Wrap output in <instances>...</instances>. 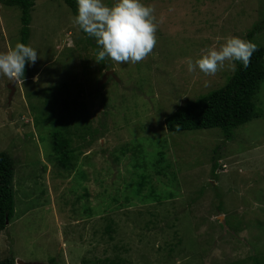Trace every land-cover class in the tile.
Returning a JSON list of instances; mask_svg holds the SVG:
<instances>
[{
    "label": "rangeland",
    "instance_id": "obj_1",
    "mask_svg": "<svg viewBox=\"0 0 264 264\" xmlns=\"http://www.w3.org/2000/svg\"><path fill=\"white\" fill-rule=\"evenodd\" d=\"M142 3L155 8L157 45L142 62L111 61L114 73L104 80L107 70L92 61L90 46L84 49L90 37L73 23L72 10L62 0H36L29 45L40 58L14 85L11 104L12 81L0 75V153L16 163L15 215L0 233V260L264 258V82L255 98L261 117L239 127L232 141L218 128L165 126L183 107L223 88L236 70L226 64L215 76L190 73L188 60L229 36L245 39L264 0ZM21 26V11L0 0V52L20 42ZM259 38L264 42V32ZM56 133L72 140L77 159L69 167L54 150ZM142 174L150 175L145 187Z\"/></svg>",
    "mask_w": 264,
    "mask_h": 264
},
{
    "label": "trees",
    "instance_id": "obj_2",
    "mask_svg": "<svg viewBox=\"0 0 264 264\" xmlns=\"http://www.w3.org/2000/svg\"><path fill=\"white\" fill-rule=\"evenodd\" d=\"M62 1L72 10L74 16L78 14L77 0ZM1 2L5 6L16 7L21 11L22 26L20 30V42L29 45L32 11L36 6V0H1ZM259 19L260 20L254 24L245 38V40L251 41L258 46V50L254 52L251 57L250 65L245 68L240 62H236V70L223 88L196 102L188 104L171 118L167 119L165 121V126L169 132L218 128L223 131L227 141H232L235 139V132L239 127L261 117V113L257 110L255 104V98L260 90L262 82H264V42L261 38L257 41L256 35H260L264 32V11H261V17ZM85 42L86 44L83 46L84 49L88 50L90 46L94 50L96 57L93 56L92 61L96 62L97 54L100 50L98 45L91 43L93 42L91 37L86 38ZM98 64L101 71H109L112 69V62L110 59L101 61ZM26 73L27 71L25 70V74ZM104 106L106 107L105 103ZM67 109L70 110L69 106ZM70 114L71 113H69V115ZM60 122L63 123L61 131L65 133L66 130L64 129L65 127L68 128V123H65L64 118H62ZM100 137H102V135H100ZM55 141L56 146L54 150L58 155L59 163L64 167H69L72 162L77 159L72 147V140L68 139L67 135L56 133ZM214 165L215 169H217L218 164L215 163ZM15 166L16 163L11 155L6 152L0 153V233L7 229L15 215ZM149 178V174H142L139 182L140 186H147ZM217 197L221 198L219 194H217ZM218 209L221 211V207H218ZM221 214L222 213L219 212V215ZM83 262L84 264H101V262L102 264H122V260L116 259H105L103 261L85 259ZM246 263L264 264V258L256 254H251L237 264ZM0 264H16V260L15 258L7 257L0 260Z\"/></svg>",
    "mask_w": 264,
    "mask_h": 264
},
{
    "label": "clouds",
    "instance_id": "obj_3",
    "mask_svg": "<svg viewBox=\"0 0 264 264\" xmlns=\"http://www.w3.org/2000/svg\"><path fill=\"white\" fill-rule=\"evenodd\" d=\"M77 6L78 14L73 23L95 38L100 49L96 62L110 59L118 64H136L146 60L156 47L155 8L142 0H115L111 5L105 0H77ZM257 50L255 43L229 36L219 48H208L194 62L189 59L187 70L191 73L199 69L205 76H215L226 64L233 70L236 62L247 68ZM39 58L36 49L18 42L6 52H0V75L15 83L24 82L26 65H34ZM38 79L34 77V82Z\"/></svg>",
    "mask_w": 264,
    "mask_h": 264
},
{
    "label": "water",
    "instance_id": "obj_4",
    "mask_svg": "<svg viewBox=\"0 0 264 264\" xmlns=\"http://www.w3.org/2000/svg\"><path fill=\"white\" fill-rule=\"evenodd\" d=\"M114 73V71H109V72H107L106 74H105V76H104V80L110 75V74H113ZM16 83L15 82H12V84L10 85V91H11V93H10V103H11V100H12V98H13V96L15 95V92H16V88H15V85ZM16 264H25V263H23L22 261H20V260H17L16 261Z\"/></svg>",
    "mask_w": 264,
    "mask_h": 264
}]
</instances>
